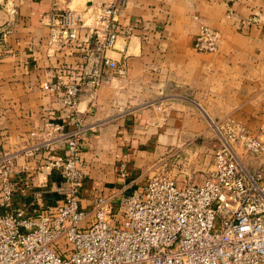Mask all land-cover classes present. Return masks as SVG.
<instances>
[{"label":"crops","instance_id":"1","mask_svg":"<svg viewBox=\"0 0 264 264\" xmlns=\"http://www.w3.org/2000/svg\"><path fill=\"white\" fill-rule=\"evenodd\" d=\"M108 1L0 0V158H15V206L35 211L65 200V180L45 150L28 154L56 136L49 122L71 130L75 115L86 128L84 206L101 194L117 204L160 169L182 178L172 168L174 153L202 180L228 120L255 134L264 130V0H128L119 15L124 34L107 52L125 75L115 73L94 93H82L76 112L58 92L44 89L60 67L76 70L86 59L82 50L51 47L43 17L73 9L93 25L92 10ZM256 14L259 23H242ZM201 25L221 33L218 50L197 49ZM65 150L58 141L51 157ZM243 157L248 166L259 163Z\"/></svg>","mask_w":264,"mask_h":264},{"label":"built area","instance_id":"2","mask_svg":"<svg viewBox=\"0 0 264 264\" xmlns=\"http://www.w3.org/2000/svg\"><path fill=\"white\" fill-rule=\"evenodd\" d=\"M127 2L109 0L95 7L93 25L73 9L43 17L51 47L82 50L86 59L76 70L60 67L57 80L43 83L71 111H77L82 93H94L115 73L125 75L107 52L124 34L119 15ZM259 22L257 14L242 21L248 26ZM86 27L89 35L82 37ZM220 43L217 29L200 26L199 51H216ZM70 121L75 124L71 130L49 122L56 136L28 152L45 150L50 166L63 176L62 205L35 211L15 206V158H0V264H264V130L255 134L228 120L221 126L213 168L202 180L160 169L117 204L101 194L84 206L81 151L86 128L75 115ZM58 141L66 144L65 154L53 159ZM245 154L259 163L248 166ZM174 155L180 162V155ZM121 174L126 176L124 169Z\"/></svg>","mask_w":264,"mask_h":264},{"label":"rangeland","instance_id":"3","mask_svg":"<svg viewBox=\"0 0 264 264\" xmlns=\"http://www.w3.org/2000/svg\"><path fill=\"white\" fill-rule=\"evenodd\" d=\"M206 154H209V151H204ZM190 161L189 160H181L180 162L176 161V164L174 163L173 167L174 169H176V174L179 175V174H185V172H188V173H191L192 174H196V173H199V172H190ZM183 169V170H182Z\"/></svg>","mask_w":264,"mask_h":264}]
</instances>
